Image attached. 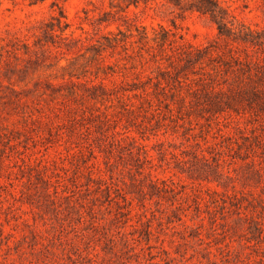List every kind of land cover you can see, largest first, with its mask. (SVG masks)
I'll return each instance as SVG.
<instances>
[{
  "label": "rangeland",
  "instance_id": "1",
  "mask_svg": "<svg viewBox=\"0 0 264 264\" xmlns=\"http://www.w3.org/2000/svg\"><path fill=\"white\" fill-rule=\"evenodd\" d=\"M0 264H264V0H0Z\"/></svg>",
  "mask_w": 264,
  "mask_h": 264
}]
</instances>
